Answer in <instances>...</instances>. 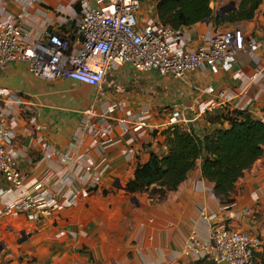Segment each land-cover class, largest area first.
<instances>
[{
    "label": "crops",
    "instance_id": "obj_1",
    "mask_svg": "<svg viewBox=\"0 0 264 264\" xmlns=\"http://www.w3.org/2000/svg\"><path fill=\"white\" fill-rule=\"evenodd\" d=\"M156 2H141L138 21L147 17L159 21ZM240 2L210 0L212 16L186 26L178 46L189 50L204 37L235 27L248 37H260L264 0L247 20H224L229 10L222 18L218 15L222 7L235 9ZM80 15V4L74 0H0V19L12 17L29 40L48 32H68L75 38ZM254 55L255 59L239 53L220 70L200 68L183 78L155 70L139 72L127 64L117 66L101 83L102 96L96 88L73 79L36 77L23 62L1 67L0 89L16 90L34 105L32 112H24L17 104L4 107L18 124L12 149L25 179L41 182L52 196L61 181L80 194L73 205L55 210L41 223L24 215L0 217V264H166L172 257L177 259L175 264H190L194 257L183 255L181 248L192 235L207 237L203 214L213 212L218 223L258 238L253 264H259L264 257V145L262 156L235 183L230 204H222L214 195L213 183L202 177L199 165L162 200L126 190L138 164L151 153L165 154L162 132L170 127L173 111L183 118L179 127L200 137L228 128L223 115L234 109L263 116L264 46ZM121 100L127 107L108 112L109 105ZM210 102L212 110L199 112L200 104ZM90 106L97 115L88 122L83 111ZM31 116L40 126L36 133L31 132ZM116 117L124 120L128 132ZM138 121L145 125L133 131ZM109 124L110 131L104 133ZM37 136L48 146L46 151L40 150ZM92 182L96 186L88 194ZM8 187L0 174V188Z\"/></svg>",
    "mask_w": 264,
    "mask_h": 264
},
{
    "label": "built area",
    "instance_id": "obj_2",
    "mask_svg": "<svg viewBox=\"0 0 264 264\" xmlns=\"http://www.w3.org/2000/svg\"><path fill=\"white\" fill-rule=\"evenodd\" d=\"M74 1L81 7L75 38H71L68 32H48L43 38L29 40L28 34L12 17L1 18L0 68L10 62H23L36 77L47 80L59 77L73 79L96 88L97 95L102 96L100 85L107 72L117 66L127 64L139 72L155 70L160 75L183 78L200 68L220 70L234 61L239 53H248L255 59L257 49L264 46V31L255 38L246 36L240 27H235L204 37L194 48L184 50L178 46V40L186 26L174 28L152 17L138 21L136 11L143 0ZM0 102V174L9 184L6 189L0 188V217L24 215L30 221L41 223L49 219L55 210L73 205L80 191L71 188L67 181H61L62 184L52 196L41 182L25 179L12 149L18 124L9 118L4 107L17 104L22 105L24 112H32L34 105L30 100L22 99L16 90L5 88L0 89ZM213 104H200L199 112L212 110ZM117 106L127 107L126 101L109 105L108 112H115ZM83 115L89 122L97 115L95 107L85 109ZM115 119L128 132L124 120ZM29 121L31 132L36 133L40 126L32 116ZM182 121L179 112L173 111L169 126H178ZM144 125V122L138 121L133 131H140ZM110 129L109 124L104 133ZM37 141L40 150L46 151L48 146L40 136H37ZM95 186L96 182H92L86 193H92ZM203 218L208 224L207 237L198 239L190 236L181 248L183 255L215 264H253L254 250L259 243L256 236L218 223L214 212L203 214ZM59 234L63 235L64 232ZM176 262L177 259L172 257L166 264Z\"/></svg>",
    "mask_w": 264,
    "mask_h": 264
},
{
    "label": "trees",
    "instance_id": "obj_3",
    "mask_svg": "<svg viewBox=\"0 0 264 264\" xmlns=\"http://www.w3.org/2000/svg\"><path fill=\"white\" fill-rule=\"evenodd\" d=\"M262 0H241L237 8L227 11L224 20H247ZM210 0H157L159 22L178 28L190 26L212 16ZM229 127L215 129L200 137L179 126L167 127L166 152L151 153L138 164L134 177L126 184L130 193L147 192L150 198L164 199L177 189L188 174L200 166L201 175L213 183V193L222 204H230L235 183L263 154L264 108L261 118L248 111L234 109L223 115ZM190 264H215L199 259ZM259 264H264V257Z\"/></svg>",
    "mask_w": 264,
    "mask_h": 264
},
{
    "label": "water",
    "instance_id": "obj_4",
    "mask_svg": "<svg viewBox=\"0 0 264 264\" xmlns=\"http://www.w3.org/2000/svg\"><path fill=\"white\" fill-rule=\"evenodd\" d=\"M233 8H234L233 5H226V6H224V7H222L220 9V11L218 12V15L222 18L227 10H230V9H233ZM207 20H209V19H206L205 21H207ZM220 264H227V263L226 262H221Z\"/></svg>",
    "mask_w": 264,
    "mask_h": 264
}]
</instances>
